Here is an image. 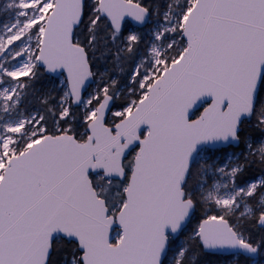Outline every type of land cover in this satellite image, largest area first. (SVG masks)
<instances>
[{
	"label": "snow or ice",
	"instance_id": "obj_1",
	"mask_svg": "<svg viewBox=\"0 0 264 264\" xmlns=\"http://www.w3.org/2000/svg\"><path fill=\"white\" fill-rule=\"evenodd\" d=\"M0 264H264V0H0Z\"/></svg>",
	"mask_w": 264,
	"mask_h": 264
}]
</instances>
